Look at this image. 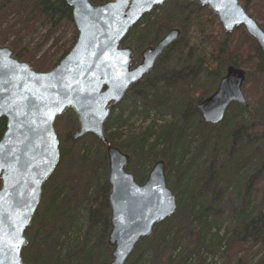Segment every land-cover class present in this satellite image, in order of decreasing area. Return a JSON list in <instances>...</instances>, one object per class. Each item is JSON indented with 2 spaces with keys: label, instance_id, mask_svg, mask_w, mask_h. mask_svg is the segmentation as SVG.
Here are the masks:
<instances>
[{
  "label": "trees",
  "instance_id": "trees-1",
  "mask_svg": "<svg viewBox=\"0 0 264 264\" xmlns=\"http://www.w3.org/2000/svg\"><path fill=\"white\" fill-rule=\"evenodd\" d=\"M241 4L249 13L251 0ZM199 8L205 13L208 11L207 8ZM152 14H147L143 21L135 25L122 44L144 48L158 42L162 34L157 24L146 21ZM211 15L208 16L210 19ZM198 16L201 17L199 12ZM63 22L74 25L72 8L65 0H0V46L9 44L16 58L30 62L38 71H47L74 45L77 38L75 27L72 42L59 58L56 59L53 54L51 63H48V56L45 57L47 60L31 59V51L22 44V35L38 34L40 29H46V42L53 30ZM144 23H148L143 29L144 33L135 37ZM13 36L14 39L10 41ZM221 37L212 36L213 54L210 60H206L197 56L194 48L189 47V39L182 35L159 59V62L164 60L175 49L188 50L187 57L179 56L183 64L179 70L152 79L151 76H158L154 68L145 76L142 84L139 82L130 88L135 90L136 95L141 85L152 89L150 93L138 91V95L146 100L142 118L130 122L132 113L125 119L120 115L118 119L110 118L105 123L109 144L118 146L130 155L127 170L135 174L137 181L142 183L147 178L142 167L150 168L155 161L163 159L167 164V181L177 196L175 214L157 224L150 237L140 240L128 264H217L208 263L202 253L212 247L211 253L219 255L221 264H264V205L261 207L253 203L264 198V107H259L264 96L258 95L257 89L260 80H264V55L242 27H237L233 33L224 34L222 40ZM189 59H194L193 63L188 62ZM230 65L256 70L259 76L250 81L247 76L244 87L246 90L248 83L259 97L245 105L232 103L223 121L218 124L205 123L197 104L212 89L207 87L206 92L202 93L203 87L194 84L195 79L200 82L203 76H207L211 79L209 82L215 83L216 89ZM161 83H166L163 92L158 89ZM150 103L153 105L149 106ZM151 107L157 111L166 110V113L171 111L170 119L158 115L151 118L147 114ZM55 128L60 142L59 164H62L66 156L72 155L64 150L61 143L66 131L62 115L57 117ZM193 128H198L197 134L192 132ZM5 130L6 120L2 118L0 138ZM89 136L102 149L95 153L102 157L103 164L92 162L93 152L89 150L78 153V158L88 170L84 177L96 181L94 185L85 183L87 196L88 185L94 186L92 197H87L90 205L85 211L87 216L83 227L86 230L84 233L75 232L69 238L71 249L74 250L72 258L63 260V257L50 255L32 261V256L27 255L29 264H95L111 259V247L106 241L111 229L108 200L110 184L106 178L104 185L103 175L98 173L100 167L106 173L109 171L105 150L108 144L94 135L84 138L89 139ZM196 136L195 149L190 153V144H193L191 142ZM53 176L43 186L41 203L26 234L44 217L55 220L63 218L64 224H67L61 228L65 229L64 234L66 230L82 224L60 205L66 194L60 186H50ZM93 236H96L94 242L91 241ZM254 248L259 250L254 252ZM193 256L194 261L191 259Z\"/></svg>",
  "mask_w": 264,
  "mask_h": 264
},
{
  "label": "water",
  "instance_id": "water-1",
  "mask_svg": "<svg viewBox=\"0 0 264 264\" xmlns=\"http://www.w3.org/2000/svg\"><path fill=\"white\" fill-rule=\"evenodd\" d=\"M72 8L77 38L72 48L49 71H38L0 46V119L6 130L0 138V264H25L27 228L40 205L43 186L60 161L55 129L58 116L72 109L78 121L74 139L92 134L107 143L111 260L95 264H128L141 239L177 211V196L167 181V164L154 162L146 180L138 182L127 170L130 155L109 144L105 123L132 85L154 68L179 40L182 31L170 29L146 46L136 63L134 48L122 41L141 19L167 0H65ZM194 1V0H191ZM218 18L225 33L237 27L255 40L264 55V28L239 0H195ZM243 68L230 65L216 90L197 105L208 124L223 121L232 103L247 104ZM22 241V242H20Z\"/></svg>",
  "mask_w": 264,
  "mask_h": 264
},
{
  "label": "rangeland",
  "instance_id": "rangeland-1",
  "mask_svg": "<svg viewBox=\"0 0 264 264\" xmlns=\"http://www.w3.org/2000/svg\"><path fill=\"white\" fill-rule=\"evenodd\" d=\"M93 1V0H92ZM189 0H167L164 4L160 6H156L152 12L150 18H148L146 21L150 22L152 21V24H157V28L160 30L162 36L161 38L172 28H178L182 31L181 36L189 39V47L194 48L196 51L197 56H202L206 60H210L212 58L213 54V38L212 36H220L222 40L224 34H226L222 28V25L220 24L217 16L207 7V6H201L198 1L194 0V3L188 2ZM241 3H243L245 0H239ZM95 3V2H94ZM197 4V5H196ZM200 7L207 8L208 11L206 13L202 11ZM198 11L201 15V17H197ZM212 13V18H216V21L214 19H210L208 16ZM249 14L256 18V20L259 22V24L264 26V0H251L250 8H249ZM145 17V16H144ZM143 17V18H144ZM142 18V19H143ZM141 19V20H142ZM145 19V18H144ZM143 19V20H144ZM142 20V21H143ZM11 21V20H10ZM74 24V22H73ZM148 25V23H144L140 26L138 31L135 33V37L142 36L144 33L143 29H145V26ZM167 25L168 28H167ZM74 27L76 29L75 24L72 25L70 22H63L60 26L56 27L50 39L48 41H44V33L45 30L40 29V32L37 34H33L30 36L22 35L23 37V46L29 48L31 51V54L29 57L36 58L43 60L46 59L45 57L48 56V63H51L50 57L55 54L56 59L60 57L62 52L69 46V44L72 42L73 35H74ZM48 28V27H47ZM264 28V27H263ZM77 31V29H76ZM235 31V30H234ZM78 34V32H77ZM180 36V38H181ZM160 38V39H161ZM179 38V40H180ZM14 39V36L10 39L12 41ZM178 40V41H179ZM177 41V42H178ZM176 43V42H175ZM174 43V44H175ZM173 44V45H174ZM131 46L134 48V57L136 60V63H138L141 60V52L144 48H141L137 45H130V44H122V46ZM172 45V46H173ZM5 46H10L9 44H6ZM30 46V47H29ZM171 46V47H172ZM140 48V50L138 49ZM188 50H179L175 49L168 53V56L163 60L159 62V59L162 58V56L166 53H164L156 62L154 68L155 73H157L158 76H151L152 79L158 78L163 75H170L175 70H177L179 67H181L183 64L181 62V59H179V56H185L187 57ZM184 53V54H182ZM184 58V57H183ZM47 60V59H46ZM25 61V60H24ZM194 59H189L188 62L193 63ZM28 62V61H27ZM30 63V62H29ZM57 63V62H56ZM187 63V62H186ZM31 64V63H30ZM54 66H52L49 70H51ZM153 68V69H154ZM152 69V70H153ZM47 70V71H49ZM151 70V71H152ZM179 70V69H178ZM246 70V76H249L248 81L251 79H254L255 76H259L255 69H245ZM252 70V71H251ZM150 71V72H151ZM148 75V74H147ZM146 75V76H147ZM173 77V76H172ZM145 78V77H144ZM144 78L140 81L142 84V81ZM194 84H200L203 89L202 93L206 92L207 87L210 88V92H208V95H211L216 89H214V82L211 83V79L209 80V77L203 76L200 79H195ZM247 80L243 84V91L247 99V104L249 101H251L254 98H258L257 94H255V91L251 90L252 86H249L247 83L246 90H245V84ZM139 83V82H138ZM136 83V84H138ZM140 84V85H141ZM135 85V84H134ZM133 86V85H132ZM131 86V87H132ZM166 83H161L158 86L159 92L165 91ZM139 89L136 91L137 95L135 94V90L129 89L126 93L123 100L118 103L112 110L110 114V118L113 120L118 119L119 117H123L125 119L129 115L133 113V117L130 120V122H134L142 118V112L145 111L143 105L146 102V100H143V97L138 95V91L148 92L150 93L152 91L151 88H146L144 85H141L138 87ZM258 89V95L264 96V80H260V84L257 85ZM206 96V97H207ZM204 97V98H206ZM203 98V99H204ZM202 99V100H203ZM201 100V101H202ZM153 103H150L149 106H152ZM198 105V104H197ZM258 107V104H257ZM259 107L262 109L264 107V97L263 102L260 103ZM198 109V108H197ZM199 111V110H198ZM170 112L166 110H160L157 111L154 107H151V109L147 112V114H150L151 118H155L156 115L161 116L167 120L170 119ZM200 112V111H199ZM201 114V112H200ZM121 115V116H120ZM145 115V114H144ZM202 116V114H201ZM63 122L66 127L65 135L61 141L63 148L66 152H70L68 157L66 156L64 162L62 164H58L59 166L56 167L55 171L53 172V181L50 184V186H60L62 188L61 190L64 191L66 194V198L64 199V202L60 204L63 209L67 210L68 212H71L72 215H75L74 218H78L77 221L80 222L79 227H72L68 230L61 229L64 228L67 224H64V219L59 217L57 220L51 217H44L42 218L38 224L35 226L34 229H32L29 233L26 235L29 238L28 245L23 249L22 257L25 262V264H29L27 260V255L32 256V261L37 260L38 258H44L48 257L50 255L53 256H60L63 257V260L70 257L72 258L74 254V250L71 249L72 245L70 244V237L74 235L75 232L78 233V231H81L84 233V230L86 228L83 227L84 222L86 220V208L89 207L90 201L87 198L92 197V192L94 190V185L96 181L92 180L89 177H84L88 174V170L86 167L82 164V161L78 158L79 151H85L88 150L92 153L93 156L91 157L92 162H98L99 165L103 164V161L101 160L102 157L96 155L95 152L101 151L100 146H98L97 141H94L90 136V138H84L88 135H85L82 138L74 139L73 134L78 128V121L76 118V115L72 109H67L63 114ZM203 118V116H202ZM107 119V120H108ZM107 122V121H106ZM139 122V121H138ZM105 128V127H104ZM56 129V128H55ZM198 128H193L192 132L197 134ZM196 131V132H195ZM106 134V132H105ZM98 139V138H97ZM192 139V138H191ZM193 144H190V153H192L195 149L196 143H197V136L194 137V140H192ZM118 147V146H117ZM106 154H107V149ZM95 153V154H94ZM108 160V157L107 159ZM109 162V160H108ZM154 164V163H153ZM153 164L151 167H142L141 170L146 173V176H148ZM144 168V169H143ZM149 170L147 171V169ZM99 175H103L102 179L104 180L105 185V179H109V171L106 173L102 167L98 169ZM52 176V175H51ZM145 179V178H144ZM49 180V179H48ZM94 182V183H93ZM85 183L88 185V196L85 193ZM169 185V183H168ZM1 186V181H0ZM171 188V186L169 185ZM59 189V187H57ZM111 191V186L109 188ZM109 191V193H110ZM108 193V195H109ZM41 203V202H40ZM254 204H259V206L264 205V198H260L258 201L253 202ZM253 204V205H254ZM67 228V227H66ZM62 231H61V230ZM70 230V231H69ZM28 231V230H27ZM69 231V232H68ZM96 236L91 237V241L94 242ZM108 239V237L106 238ZM33 241V242H32ZM107 241V240H106ZM34 243V245H33ZM182 248V247H181ZM180 248V249H181ZM212 249H214L212 247ZM210 249V250H212ZM205 249L202 253L206 257V261L208 263L217 262V264H221L220 257L218 254H213L211 251ZM259 250V248H254L253 251L256 252ZM112 251V248H111ZM111 253V252H110ZM30 258V257H29ZM37 258V259H36ZM111 258V257H110ZM255 258V257H254ZM258 258V257H257ZM192 261L195 260L194 256L191 258Z\"/></svg>",
  "mask_w": 264,
  "mask_h": 264
},
{
  "label": "snow or ice",
  "instance_id": "snow-or-ice-1",
  "mask_svg": "<svg viewBox=\"0 0 264 264\" xmlns=\"http://www.w3.org/2000/svg\"><path fill=\"white\" fill-rule=\"evenodd\" d=\"M20 242H22V241H20Z\"/></svg>",
  "mask_w": 264,
  "mask_h": 264
}]
</instances>
